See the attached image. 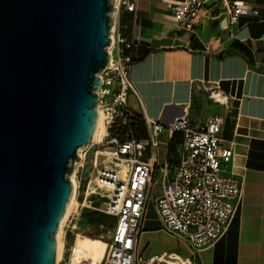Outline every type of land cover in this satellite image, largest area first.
Here are the masks:
<instances>
[{
    "label": "water",
    "instance_id": "95a60500",
    "mask_svg": "<svg viewBox=\"0 0 264 264\" xmlns=\"http://www.w3.org/2000/svg\"><path fill=\"white\" fill-rule=\"evenodd\" d=\"M114 12L113 0H0V264H55Z\"/></svg>",
    "mask_w": 264,
    "mask_h": 264
},
{
    "label": "built area",
    "instance_id": "2783aa9c",
    "mask_svg": "<svg viewBox=\"0 0 264 264\" xmlns=\"http://www.w3.org/2000/svg\"><path fill=\"white\" fill-rule=\"evenodd\" d=\"M137 1L113 0L114 23L106 48L109 61L99 75L101 84L96 91L98 115L102 116L105 132L84 149V155L88 149L92 153L84 194L100 200L99 204L84 205L114 219L102 258L94 264H199L197 252L220 240L235 219L242 198V182L231 168L232 147L219 138L222 126L219 115L199 123L181 117L165 124L140 113L147 133L145 138L119 133V127L131 121L127 96L131 90L129 70L135 58L133 42L120 31L118 17L122 11L133 13ZM206 5L221 7L228 24L237 23L244 16L258 15L257 8L248 0H168L175 31L193 32ZM206 92L214 102L216 95H222L224 101L217 103H226V97L218 88H209ZM162 132H167L170 138L178 135L180 139L175 154L158 164L155 138ZM75 166L76 199L82 177L78 176L77 162ZM155 177L161 186V193L154 202L161 230L183 242L188 257L175 252L143 255L139 251L142 224ZM89 187L92 190H88ZM56 264L72 263L61 256Z\"/></svg>",
    "mask_w": 264,
    "mask_h": 264
},
{
    "label": "crops",
    "instance_id": "0c3cea01",
    "mask_svg": "<svg viewBox=\"0 0 264 264\" xmlns=\"http://www.w3.org/2000/svg\"><path fill=\"white\" fill-rule=\"evenodd\" d=\"M167 2L138 0L133 13L119 14L120 31L134 45L127 105L133 113H145L165 124L181 117L191 123L222 117L219 138L233 149L231 168L242 182V198L226 234L202 247L197 261L264 264V0H248L258 15L241 17L234 24L226 22L221 7L206 5L193 32L175 31ZM209 88H218L226 103L206 104V95L212 99L206 92ZM162 134L165 155L159 162L156 148L158 164L169 155L170 136ZM177 147L175 143L172 153ZM79 196H83L81 186ZM83 200L85 204L88 195ZM113 223L107 222L109 230ZM142 235L138 248L143 255L189 256L185 244L161 228L143 230Z\"/></svg>",
    "mask_w": 264,
    "mask_h": 264
},
{
    "label": "rangeland",
    "instance_id": "374dc122",
    "mask_svg": "<svg viewBox=\"0 0 264 264\" xmlns=\"http://www.w3.org/2000/svg\"><path fill=\"white\" fill-rule=\"evenodd\" d=\"M204 102L206 104H211L213 103V100L210 99L208 95H206L204 97ZM164 135L165 134L160 133L155 138V145L159 156V162L163 160V157L165 155ZM84 149H86V146L83 148H79L77 150V153H80L81 155V156L78 155L80 156L81 159L80 161L77 162V166L78 165L80 166L79 170H80V175L82 177L80 181V186L83 188V196L85 197L84 190H85L86 181L88 180L91 172L90 159L92 153L91 150L88 149V151L84 155ZM74 168H76V166L73 167V171L71 172L70 177L73 174V178L75 179L76 176L74 174L75 172ZM160 193H161L160 182H158L157 177H155L151 186V194L149 196V200L146 206V212L144 215L142 230H154L161 228V223L158 219L156 208L154 205L155 199L160 195ZM83 196H79L76 198L78 201H80V203L76 202L75 197L73 198L74 199L73 205L69 209L68 215L66 216L63 224L61 225L62 231L60 233V240L62 243V248L59 259L61 258V256H63L65 260H67L68 258L73 260V257H76L75 254L76 249L74 247V244L77 236H88L92 238H99L103 242H106L108 239L110 230L106 225L94 227L87 224L85 216L89 213H94V211L86 207V205L89 204L88 202L89 198H94V197H91L89 195L87 202H85L86 205H84ZM142 233L140 235V240L141 237L143 236ZM70 249H71V253H70Z\"/></svg>",
    "mask_w": 264,
    "mask_h": 264
},
{
    "label": "bare ground",
    "instance_id": "6f19581e",
    "mask_svg": "<svg viewBox=\"0 0 264 264\" xmlns=\"http://www.w3.org/2000/svg\"><path fill=\"white\" fill-rule=\"evenodd\" d=\"M216 102L220 101H224V98L222 97V95H216L215 96ZM105 132V128L102 122V116L98 115V120H97V124H96V128H95V132H94V136H93V140L92 142L96 141L97 139H99L102 134ZM71 180L74 184V188L76 187V181L73 178V174L71 175ZM89 190H92V187H89ZM75 197V192L69 202V205L66 208V211L63 215V218L61 219V222L59 224V229L57 231L56 234V240H57V255H56V260H55V264L58 262L59 256H60V252H61V248H62V243L60 240V233H61V225L63 224L66 216L68 215L69 209L71 208V206L73 205L74 202V198ZM105 242H103L101 239L99 238H92V237H88V236H77L76 240H75V254L76 257H73V260L70 259L72 264H77L79 262L85 261L88 262L89 260H91L92 264L98 262L103 255L104 249H105Z\"/></svg>",
    "mask_w": 264,
    "mask_h": 264
},
{
    "label": "trees",
    "instance_id": "16d2710c",
    "mask_svg": "<svg viewBox=\"0 0 264 264\" xmlns=\"http://www.w3.org/2000/svg\"><path fill=\"white\" fill-rule=\"evenodd\" d=\"M131 121L125 124L124 126L119 127L118 131L119 133H132L138 138H145L147 136L145 124L143 122V119L141 117V114H135L131 111L130 116ZM177 136V138H176ZM180 137L178 135H174L169 140V146H168V153L169 157L172 156L174 153H172V147L175 143L179 142ZM171 153V154H170ZM86 222L88 225L98 227L101 225H106L108 221H114V219L110 216H107L103 213L94 211V213H89L85 216Z\"/></svg>",
    "mask_w": 264,
    "mask_h": 264
}]
</instances>
